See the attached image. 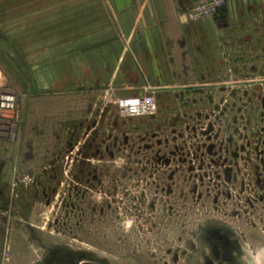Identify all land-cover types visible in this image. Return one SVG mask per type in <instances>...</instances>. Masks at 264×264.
I'll return each instance as SVG.
<instances>
[{"label":"rangeland","instance_id":"1","mask_svg":"<svg viewBox=\"0 0 264 264\" xmlns=\"http://www.w3.org/2000/svg\"><path fill=\"white\" fill-rule=\"evenodd\" d=\"M248 17L230 76H174L130 119L108 89L32 98L0 48L23 112L0 136V264H264V15Z\"/></svg>","mask_w":264,"mask_h":264},{"label":"crops","instance_id":"2","mask_svg":"<svg viewBox=\"0 0 264 264\" xmlns=\"http://www.w3.org/2000/svg\"><path fill=\"white\" fill-rule=\"evenodd\" d=\"M201 1L0 0V48L29 66L31 95L88 88L121 98L174 76H230L222 73L227 47L242 44L264 0H227L215 15L191 20Z\"/></svg>","mask_w":264,"mask_h":264},{"label":"built area","instance_id":"3","mask_svg":"<svg viewBox=\"0 0 264 264\" xmlns=\"http://www.w3.org/2000/svg\"><path fill=\"white\" fill-rule=\"evenodd\" d=\"M227 0L201 1L193 5L188 15L191 20L201 16L215 15ZM119 118L130 119L149 115L156 111L157 100L153 93L121 97L117 101ZM23 112L16 100V95L6 89L0 90V136L15 138L21 126Z\"/></svg>","mask_w":264,"mask_h":264},{"label":"flooded vegetation","instance_id":"4","mask_svg":"<svg viewBox=\"0 0 264 264\" xmlns=\"http://www.w3.org/2000/svg\"><path fill=\"white\" fill-rule=\"evenodd\" d=\"M59 257V255H57ZM56 257L57 260H55L53 262V264H105V263H100V262H97L94 258H89V257H86V258H83V257H74L73 259H70V258H64L61 260V257Z\"/></svg>","mask_w":264,"mask_h":264},{"label":"trees","instance_id":"5","mask_svg":"<svg viewBox=\"0 0 264 264\" xmlns=\"http://www.w3.org/2000/svg\"><path fill=\"white\" fill-rule=\"evenodd\" d=\"M51 95H57V94L36 93V94H34V96H32V98H41V99H44V98H46L45 96H51ZM44 134H46V133H44Z\"/></svg>","mask_w":264,"mask_h":264}]
</instances>
